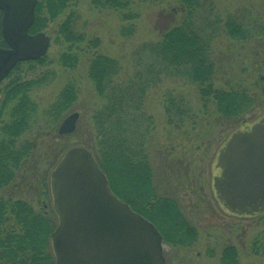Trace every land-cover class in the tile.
Segmentation results:
<instances>
[{"label": "trees", "instance_id": "1", "mask_svg": "<svg viewBox=\"0 0 264 264\" xmlns=\"http://www.w3.org/2000/svg\"><path fill=\"white\" fill-rule=\"evenodd\" d=\"M147 1L88 0V4L95 10L114 12L127 21L121 29L122 37L127 38L135 33L136 26L132 22L139 14V6ZM176 1L182 13L181 20L165 30L159 41L140 43L132 50V70L127 75L123 74L121 63L116 58L91 53L92 49L99 47V40L92 38L86 41L85 35L77 30L79 14L69 8L75 5V0H38L29 33L43 31L48 23L64 16L57 27L55 40L69 46L86 42V51L90 53L87 77L102 105L91 117L93 142L80 145L92 151L110 189L132 210L154 224L164 244L186 247L196 241V230L189 226L176 204L169 201L171 199H157L152 188L147 145L152 140L154 128L152 117L144 109L145 97L161 81L180 79L196 87L202 108L206 110L214 104L216 114L227 121L238 122L248 115L253 98L243 88L227 90L215 87L213 44L220 36L244 43L255 35H264V24L250 26L244 20L231 16L222 19L215 11L214 0ZM0 46H6L1 33ZM45 60L46 55L29 63H43ZM58 61L63 67L73 68L78 56L68 48V52L60 54ZM36 83L31 80L12 85V103L15 102L12 105V125L8 121L0 128V191L11 181L14 186L17 178L24 182L28 179L21 169L31 155L33 145L20 141V138L36 122L33 116L36 104L28 95ZM9 94L6 92L2 107L8 105ZM75 98L74 86H64L46 111L50 121L57 123L71 108ZM164 101L169 124L197 118L195 112L184 104L182 96L168 93ZM126 181L134 200L123 196L121 189ZM46 190L43 195L51 202L49 189ZM51 212L50 215L45 208L36 211L26 200L0 197V264H55L50 234L56 227L57 218L52 205ZM260 219L264 226V215ZM256 244L257 241L253 243V253H264V237L263 245ZM219 264H240L234 246L221 250Z\"/></svg>", "mask_w": 264, "mask_h": 264}, {"label": "rangeland", "instance_id": "2", "mask_svg": "<svg viewBox=\"0 0 264 264\" xmlns=\"http://www.w3.org/2000/svg\"><path fill=\"white\" fill-rule=\"evenodd\" d=\"M75 1V5L69 8L79 14L77 30L85 35L86 41L92 38L99 40V47L92 49L91 53L116 58L125 75L132 70V50L140 43L159 41L162 33L177 25L182 18L176 0H148L139 6V14L132 22L136 26L135 33L126 38L122 37L121 29L128 22L118 14L95 10L89 6L88 0ZM213 2L222 19L231 16L244 20L250 26L264 24V0ZM63 18L58 17L43 30L50 38L46 60L43 63H20L0 85L3 94L14 83L37 82L28 92L30 100L36 104L33 114L36 122L20 138V141L33 145L31 155L21 169L28 179L24 182L17 178L14 186L11 181L0 191V197L26 200L36 211L45 208L50 215L51 202L43 195L46 188L49 189V173L68 148L93 142L91 117L102 105L87 77L90 53L86 51V42L69 46L55 40L57 27ZM68 48L78 56L73 68L63 67L58 61L60 54L68 52ZM213 57L216 63L215 87L227 90L243 88L253 98L248 115L238 122L227 121L216 114L214 104L206 110L202 108L196 87L180 79L161 81L145 97L144 109L152 117L154 128L152 140L147 145L152 188L157 199H171L169 201L176 204L197 233L196 241L186 247L163 243V255L166 264H219L221 250L234 246L240 264H264V253H253L255 241L258 243L255 246L263 245L264 226L260 217L264 214L251 217L228 214L220 208L212 190L213 160L218 148L241 123L264 114V35H255L244 43L220 36L213 44ZM68 84L76 90L75 101L68 112L53 123L46 111L59 91ZM168 93L182 96L184 104L195 112L197 118L169 124L164 101ZM0 111L1 128L9 121L10 105L2 107L0 102ZM72 112L79 113L75 131L59 137L57 130L61 121ZM121 191L126 199L134 200L127 181Z\"/></svg>", "mask_w": 264, "mask_h": 264}, {"label": "water", "instance_id": "3", "mask_svg": "<svg viewBox=\"0 0 264 264\" xmlns=\"http://www.w3.org/2000/svg\"><path fill=\"white\" fill-rule=\"evenodd\" d=\"M38 0H0V82L17 62L46 55L50 38L29 33ZM78 112L60 123L72 134ZM212 190L220 208L237 217L264 214V114L241 123L218 148ZM57 225L50 234L55 264H166L162 236L152 222L112 193L91 150L68 148L49 173Z\"/></svg>", "mask_w": 264, "mask_h": 264}, {"label": "flooded vegetation", "instance_id": "4", "mask_svg": "<svg viewBox=\"0 0 264 264\" xmlns=\"http://www.w3.org/2000/svg\"><path fill=\"white\" fill-rule=\"evenodd\" d=\"M23 62H29V61H23ZM23 62H19V63H23ZM12 72V70L9 72V74L0 82V85L3 81H5L8 76L10 75V73ZM9 91V105H10V111H9V123L12 125V85L9 86V88L2 94V91H0V102H2L5 97H6V92ZM2 94V96H1ZM1 114V111H0ZM11 136H12V130H11ZM10 140H12V137L10 138Z\"/></svg>", "mask_w": 264, "mask_h": 264}]
</instances>
